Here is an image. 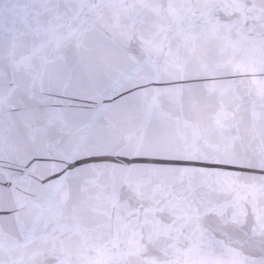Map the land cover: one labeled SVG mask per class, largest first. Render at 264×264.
Masks as SVG:
<instances>
[{"label": "snow or ice", "instance_id": "snow-or-ice-1", "mask_svg": "<svg viewBox=\"0 0 264 264\" xmlns=\"http://www.w3.org/2000/svg\"><path fill=\"white\" fill-rule=\"evenodd\" d=\"M0 264H264V0H0Z\"/></svg>", "mask_w": 264, "mask_h": 264}]
</instances>
